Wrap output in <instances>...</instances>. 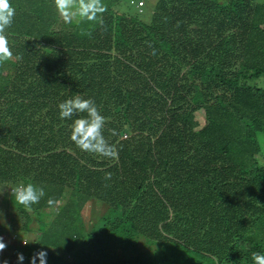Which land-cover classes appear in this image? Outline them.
I'll return each instance as SVG.
<instances>
[{
  "label": "trees",
  "instance_id": "16d2710c",
  "mask_svg": "<svg viewBox=\"0 0 264 264\" xmlns=\"http://www.w3.org/2000/svg\"><path fill=\"white\" fill-rule=\"evenodd\" d=\"M144 1L131 14L122 3L143 0H102L96 21L55 34L54 0H10L0 186L45 190L11 217V232H35L13 247L23 255L14 264H37L35 248L50 264H253L264 254V3ZM78 94L105 117L115 158L70 139L57 106ZM92 201L106 209L88 227ZM119 227L118 238L161 246L147 261L125 259L107 236Z\"/></svg>",
  "mask_w": 264,
  "mask_h": 264
},
{
  "label": "clouds",
  "instance_id": "9594fccd",
  "mask_svg": "<svg viewBox=\"0 0 264 264\" xmlns=\"http://www.w3.org/2000/svg\"><path fill=\"white\" fill-rule=\"evenodd\" d=\"M140 3L139 7H143L144 4ZM54 4L59 15L68 24L77 19L80 22L96 21L98 16L106 11L102 0H54ZM14 16L15 9L11 6L10 0H0V63L10 60L13 55L7 39L2 33L11 26ZM57 107L60 119L72 120L70 139L79 149L107 158L116 157L115 146L108 144L103 135L105 117L92 98H84L78 94L61 101ZM11 196L16 203L31 210V207L38 204L41 198L45 196V190L43 187L32 183L22 184L11 191ZM52 202L51 199L48 200L49 204ZM5 247V243L0 241V251L4 250ZM38 254L42 257L40 264H46L44 259L46 252L41 251ZM19 259L23 260L22 254L19 255ZM252 259L253 264H264V254L253 253Z\"/></svg>",
  "mask_w": 264,
  "mask_h": 264
},
{
  "label": "rangeland",
  "instance_id": "374dc122",
  "mask_svg": "<svg viewBox=\"0 0 264 264\" xmlns=\"http://www.w3.org/2000/svg\"><path fill=\"white\" fill-rule=\"evenodd\" d=\"M151 4L152 1L155 2V0H148ZM254 3H264V0H253ZM144 5L146 4L143 0ZM148 3V4H149ZM146 6V5H145ZM144 6V7H145ZM136 7L138 9H141L142 6L139 7V3L137 4H131L130 2H124L122 3V8L125 11L130 12L131 14H134L135 11H137ZM151 8V5H150ZM143 10V9H142ZM146 16V15H145ZM147 21H149L148 15H147ZM74 27L73 23L68 24L65 23L62 17L59 15L58 20L56 21L55 26V34H61L64 33L67 30H70ZM240 60L238 59L237 62ZM14 66H15V60L11 58L10 60L4 61L0 63V83L2 85L9 84V80L11 75H13L14 72ZM260 85L264 84V77L259 79L258 82ZM197 120L200 122L199 124L203 126L205 122V116H204V110H201L197 113ZM123 137H126L123 134ZM261 137V145H262V151L257 153V156L261 159V161L264 162V137L260 134ZM18 186L14 185H8L7 187H1L0 186V226L3 228L4 235L2 237V242L5 243L6 247L4 250L0 251V264H14L16 263V260L18 259L19 252L15 250L13 247L17 244L22 245L21 242H23V245H25V242H28V238L34 237V230H31L30 232H27L25 235L17 234L15 232H11L9 230V226L11 224L12 215L14 214L15 210H17L18 203H16L11 196V191ZM55 209H59V204L55 205ZM53 208V209H54ZM106 209V207H103V205H98L95 201H92L88 203L85 208L82 210V215L85 216L86 226L91 227L94 223L99 221L101 213ZM33 222L31 223V226L33 228L38 227L39 219L35 217V214L32 212ZM121 229L116 228L112 232H109L107 236L109 237V240H111V243L113 244V247L115 251L119 253L120 256H122L125 259H129L130 257H136L140 258L143 261L149 260L151 256H153L156 251L161 246V243L158 241H151L148 238L145 237H138L137 242H128V239H124V235H121V238H118L119 234L121 233ZM22 239V240H21ZM29 248L24 247L25 251H29ZM35 253L33 256L35 257V260L37 264H40L42 257L38 254L40 253L35 248ZM209 264H213L212 259L209 255H206L203 257ZM46 264H50L46 258ZM217 264V263H216Z\"/></svg>",
  "mask_w": 264,
  "mask_h": 264
},
{
  "label": "built area",
  "instance_id": "2783aa9c",
  "mask_svg": "<svg viewBox=\"0 0 264 264\" xmlns=\"http://www.w3.org/2000/svg\"><path fill=\"white\" fill-rule=\"evenodd\" d=\"M140 4H143L142 2Z\"/></svg>",
  "mask_w": 264,
  "mask_h": 264
}]
</instances>
